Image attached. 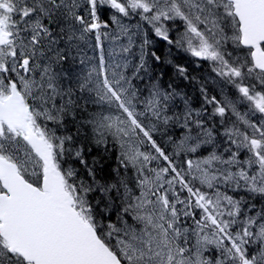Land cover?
<instances>
[{
	"label": "snow or ice",
	"instance_id": "snow-or-ice-1",
	"mask_svg": "<svg viewBox=\"0 0 264 264\" xmlns=\"http://www.w3.org/2000/svg\"><path fill=\"white\" fill-rule=\"evenodd\" d=\"M0 264H264V0H0Z\"/></svg>",
	"mask_w": 264,
	"mask_h": 264
},
{
	"label": "trees",
	"instance_id": "trees-1",
	"mask_svg": "<svg viewBox=\"0 0 264 264\" xmlns=\"http://www.w3.org/2000/svg\"><path fill=\"white\" fill-rule=\"evenodd\" d=\"M104 18H107L106 16ZM152 39L156 42L157 54L161 56V61L154 65L155 69L159 72H163L164 82L167 84L169 80L173 83V86L183 89V91L191 98L192 106L199 108L202 103V97L200 95V84L203 82L205 87L208 90V94L216 95L218 98L221 95V89L224 92H231L235 94V89L231 85L222 83L220 85H213L211 81L213 79L217 80L216 75L214 74L210 63L208 61H201L193 58L191 54L178 50L174 46H171V56L168 55L169 45L166 41L155 37L153 33L151 34ZM167 59L173 60L175 63L182 65L188 70V73L191 77H194L195 80H184L178 76L172 64L166 63ZM154 75L156 73H153ZM179 102V99H178ZM209 112H211V106H209ZM218 119V118H217ZM181 130H172L169 129V132L165 134L162 139L167 140L168 135H179ZM118 155V150L109 148L107 154L104 152L103 146L93 147L90 156H96L98 158L103 157L102 163L105 164L107 170L117 167L116 156ZM110 219L113 223L116 222L115 214H111Z\"/></svg>",
	"mask_w": 264,
	"mask_h": 264
},
{
	"label": "rangeland",
	"instance_id": "rangeland-1",
	"mask_svg": "<svg viewBox=\"0 0 264 264\" xmlns=\"http://www.w3.org/2000/svg\"><path fill=\"white\" fill-rule=\"evenodd\" d=\"M132 23H135V20H133ZM89 54H91V53H89ZM208 62L211 63L210 61H208ZM216 78L219 80V82H222V78H219V77L217 76V74H216ZM222 83H223V82H222ZM226 93L229 94V95H235V94H233V93H231V92H226ZM240 110H241V111H245L246 108H245L243 105H241V106H240Z\"/></svg>",
	"mask_w": 264,
	"mask_h": 264
},
{
	"label": "bare ground",
	"instance_id": "bare-ground-1",
	"mask_svg": "<svg viewBox=\"0 0 264 264\" xmlns=\"http://www.w3.org/2000/svg\"><path fill=\"white\" fill-rule=\"evenodd\" d=\"M210 66H211V68H212V64L210 63ZM214 81H211V83L213 84V85H220V84H222V82H219V80L217 79V80H215V79H213ZM195 108V107H194ZM177 130L179 131L180 129H178L177 128Z\"/></svg>",
	"mask_w": 264,
	"mask_h": 264
}]
</instances>
